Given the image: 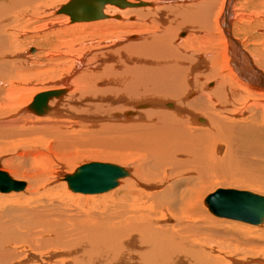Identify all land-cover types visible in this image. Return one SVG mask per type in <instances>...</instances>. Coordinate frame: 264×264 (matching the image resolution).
Wrapping results in <instances>:
<instances>
[{"label":"bare ground","instance_id":"bare-ground-1","mask_svg":"<svg viewBox=\"0 0 264 264\" xmlns=\"http://www.w3.org/2000/svg\"><path fill=\"white\" fill-rule=\"evenodd\" d=\"M71 1L0 0V121L9 114L17 113L14 118L34 114L40 120L57 116L80 127L72 135L48 129L50 145L38 144L35 153L43 159L27 171L0 166L10 184L23 183L17 182L20 178L27 181L20 190H0L4 195L23 193L13 202L0 195V264H264V259H252L264 256V219L250 224L219 217L210 208L213 197L238 190L218 189L206 197L209 211L221 220L209 216L203 204L212 179L239 192L264 193V185H255L264 182V47L245 51L228 34V20L221 28L219 20L230 0H221L215 20L211 18L215 1L205 0L192 10L191 6L178 9L179 28L194 23L197 29L188 31L185 38L179 32L177 47L172 46L177 31L163 27L167 10H162L164 16L159 9L167 1L185 5L190 0H139L155 7L127 9L107 4L102 18L74 22L62 12ZM130 15L136 20L130 22ZM236 16L245 30L249 19ZM28 25L34 45L42 46L40 60L45 66L54 65L59 50L65 64L71 63L69 75L46 90L31 86L35 72L26 69L36 66L30 61L35 56L20 60L16 53V41L24 37L17 31ZM250 25L249 30H264V19H258L253 28ZM114 31L143 35L106 40L105 35H120ZM121 42H131L122 48L128 56L114 50ZM34 52L30 49L28 54ZM191 52L199 54L193 59ZM125 61L128 68L121 65ZM201 85L202 93L190 101ZM55 92L61 94L51 96ZM41 94L48 100L38 112L33 104L40 105ZM122 97L138 112H125L124 120L119 117L122 121L145 119L121 127L100 124L118 118L111 105ZM149 97L152 102L145 103ZM140 100L145 101L135 106ZM166 100L179 108L171 113L173 105L168 102L164 107L169 111H153ZM138 110L148 111L146 117ZM199 114L206 116L207 123ZM24 126L0 129V140L11 139L13 144L33 135V129ZM2 149L0 157L5 156ZM86 158L128 162L131 171L107 192L80 193L67 184L75 193L71 194L66 189L71 174L65 176V172H74L78 161ZM4 163L8 166L11 161L6 158ZM251 163L256 170L243 171V179L234 172V166L245 169ZM92 164L104 163L85 164L74 173ZM251 225H261V233L255 235L257 229Z\"/></svg>","mask_w":264,"mask_h":264},{"label":"rangeland","instance_id":"rangeland-1","mask_svg":"<svg viewBox=\"0 0 264 264\" xmlns=\"http://www.w3.org/2000/svg\"><path fill=\"white\" fill-rule=\"evenodd\" d=\"M131 1H138L139 2V0H131ZM203 1L205 2V0H190V1H188L185 5L183 4H179V5H177V2L178 1H171V2H168L167 1V3H165V4H162L161 6H162V9H161V7H160V9L159 10H161V12L164 14V16H165V13H166V18H164V20H165V23L163 24V27L164 28H166V27H168V26H172L171 28H175L176 29V31H177V38H176V36L173 38V40H175V41H172V46L174 45V47L176 46H178L179 45V43L176 45V44H174L176 41H177V39H179V35H181V33L179 34V32H182V33H184V37L183 38H185V36H187L186 34H187V32L188 31H190V33L194 30V29H197V27L195 28V26H194V23L192 24L193 26H180V28H179V26H178V18H176L175 17V12H178L179 10L178 9H180V10H183V9H188V7H190L189 9H191L192 10V7H194V8H197L196 7V5L197 4H199V6L201 5V4H203ZM208 1V0H207ZM211 1H215L216 3H215V5H214V7L212 8V19L213 20H215L214 18H216V16H217V14H218V11H219V9H220V4H221V0H218L219 2L217 3V0H211ZM264 1V0H263ZM145 2V1H144ZM230 2L231 3H229V5H230V7H228V10H227V7H226V10L224 9V15H222L221 17L223 18H221L220 17V20H219V23L221 24H219L220 26H221V28H222V24H223V26H224V21L223 20H225L226 19V22H227V20H228V29L226 28V30H227V32H228V34L230 35V37L232 38H235L236 39V41H238L237 43L238 44H240V47H243L244 49H245V51H254V49H257V48H260L261 49V47L263 48L264 47V30H259L258 28H256V29H250L249 30V25L251 26V28H253V26L255 25V22H258V19H259V22H260V20L262 21L263 19H264V4H263V2H262V0H230ZM256 2H259V3H256ZM59 3V2H58ZM62 3H65V1H62ZM130 3H132V2H130ZM190 4V5H189ZM253 4V5H252ZM57 5V4H56ZM175 5V6H174ZM155 7V4H150V5H147V6H145V7ZM181 6V7H180ZM184 8H183V7ZM188 6V7H187ZM217 6V7H216ZM111 7H113V8H117V7H114V6H111ZM145 7H143V8H145ZM164 8V9H163ZM170 10V15H169V12H168V9ZM193 8V9H194ZM214 8H216L215 10H214ZM262 8V9H261ZM119 9V8H118ZM127 9V8H126ZM120 10H125V9H120ZM166 11L165 13L163 12V11ZM217 10V11H216ZM138 11H140V10H138ZM138 11H136V12H138ZM257 11V12H256ZM54 12H57V11H55L54 10ZM237 13V14H236ZM173 14V15H172ZM238 14H243V15H245L246 16V18H248L249 19V23L247 24V28L244 30H242V28L243 27H241L240 28V26H239V24H237V22H236V20H235V17H237L236 15H238ZM55 15L57 16V14L55 13ZM61 16V15H60ZM105 16H107V15H105ZM163 16V17H164ZM172 16V17H171ZM257 16H258V18H257ZM118 17V19H120L121 17L120 16H117ZM226 17V18H225ZM233 17V18H232ZM106 18H108V16L106 17ZM169 18V20H167ZM256 18V20H255V22L253 21V19H255ZM114 19V18H113ZM128 19H129V21H130V19H133V21H135L136 20V17L134 16V15H130L129 17H128ZM177 20V21H175V20ZM104 20V19H103ZM252 20V21H251ZM116 21H118V20H116ZM172 21V22H171ZM234 21V22H233ZM246 21H248V20H246ZM131 22V21H130ZM168 22V23H167ZM171 22V23H170ZM177 23V24H176ZM212 23V22H211ZM169 24H171V25H169ZM235 24H236V27H235ZM176 26V27H175ZM194 27V28H193ZM121 29V28H120ZM223 29V28H222ZM248 29V30H247ZM260 32H259V31ZM31 27H30V25H28V26H24V27H22V28H20L18 31H17V33H19L20 35H22V36H24V37H21L20 39H18L17 41H16V44H15V46H16V48L15 49H17V55H19L18 56V59H20V60H25V58L24 57H26V56H30V57H32V56H35L34 58H32L30 61L32 62V63H35L36 64V66H32V67H29L28 69H26V70H29V71H31L32 72V74H33V72H35L33 75L35 76L34 78H32V79H34V80H32L31 82H33L32 84H31V86H32V88H39L40 90H41V88H42V90L44 89V90H46V86H49L50 84H52V83H55V82H60L61 81V79L63 78V77H65V76H67V75H69L68 74V69H70L71 70V63H69L68 65H66L65 64V60H64V58H63V56L62 55H60L59 54V52L61 51V50H59L58 52H57V59H56V62H54V65H50V66H45L46 64L44 63L43 64V62L40 60L41 58H40V56L42 55V52L43 51H41V45H39V46H36V45H34V43H33V39H32V36L34 35V34H31ZM124 31H128V29H125ZM123 31V32H124ZM242 31V32H241ZM115 32V31H114ZM123 32H121V33H119L118 31H116L115 33H119L120 35H117V36H111V38H110V36L109 35H105L104 37L106 38V40H113L114 39V37H115V39H119V38H116V37H121L120 39H122V38H125V37H127V35H134V36H136L135 35V33H132V34H129V32L128 33H126V34H124V35H121V34H123ZM200 32V31H199ZM232 32L233 33H235V36H234V34H232ZM189 33V34H190ZM201 33V32H200ZM202 34V33H201ZM245 36H243V35ZM143 34H138V36H142ZM159 35V34H158ZM232 35V36H231ZM239 37V39H238V37ZM246 35H248V36H246ZM138 36H136V37H138ZM150 36V35H149ZM161 36V35H160ZM244 37V38H242V37ZM129 37V36H128ZM148 37V36H147ZM139 38V37H138ZM181 39V40H184V39ZM144 39V38H143ZM124 40H128V38H125ZM124 40H122V41H124ZM216 41H218L217 40V37H216V39H215ZM240 40V41H239ZM246 42H245V41ZM121 41V40H120ZM133 41H135V40H133ZM141 41H142V39H141ZM140 41H135V42H132V43H139ZM215 42V41H214ZM245 42V43H244ZM260 42V43H259ZM217 43H219V42H216V44L214 43V45H220V44H217ZM259 43V44H258ZM129 44H131V42H121V44H120V46H115V48H114V50H117L118 49V52H119V54H124L125 56H128L127 55V52L128 51H123L122 50V48L124 47V46H126V45H129ZM248 44V45H247ZM258 45V46H257ZM44 46V45H43ZM203 46H205V44L203 45ZM239 46V45H238ZM209 47H211V46H209ZM217 47L218 46H216V49H217ZM221 47V46H220ZM203 48V47H202ZM212 49H215L214 48V46H213V44H212V47H211ZM238 48V47H237ZM30 49H34L35 50V52L33 53V54H28V52H29V50ZM205 49H206V46H205ZM247 49V50H246ZM264 49V48H263ZM86 50V49H85ZM52 51H55L54 49L52 50ZM87 51H88V49H87ZM203 51H204V48H203ZM38 52V53H37ZM85 52V51H84ZM115 52V51H114ZM20 53V54H19ZM196 54H199V52H195ZM194 52H191V57H193V59H195L196 58V54H195ZM25 54V55H24ZM116 54V53H115ZM118 54V53H117ZM251 54V53H250ZM193 55V56H192ZM206 55V54H205ZM24 56V57H23ZM37 56V57H36ZM206 56H208V55H206ZM195 57V58H194ZM37 58H39V59H37ZM38 65H40L41 66V68H39L38 69ZM43 65V66H42ZM122 67L123 68H128V62L127 61H125V62H123L122 64ZM52 66V67H51ZM67 66V67H66ZM25 67H23V69H24ZM67 69V70H64V69ZM46 69L49 71V72H47L46 71ZM54 71H53V70ZM38 72H37V71ZM69 70V71H70ZM24 71V70H23ZM201 71V70H200ZM25 72V71H24ZM37 72V73H36ZM44 72H47L46 74L44 73ZM26 73V72H25ZM41 74V75H40ZM51 75V76H50ZM38 78V79H37ZM48 79V80H47ZM39 82V83H38ZM213 82H209V83H207V85L209 86V85H211ZM17 85H19V84H17ZM214 86H216V84H214ZM201 87H202V85L198 88V89H200V91H198V94L197 95H195L194 96V98L192 97V98H189L190 99V101H193L195 98H196V96H198V95H200V93H202V89H201ZM72 88H74V87H72ZM196 90V89H195ZM197 91H195L194 93H196ZM117 96H119L118 94H115L114 95V97H117ZM77 98H79V95H77ZM150 98V97H149ZM124 99V100H123ZM146 101L148 100V99H145ZM145 100H140L139 102L138 101H136V103L134 102V105L136 104V105H138V104H140V103H143ZM127 101V102H126ZM128 99L126 100L125 99V97H122V98H119V100L117 101V102H115L114 104H112L111 105V107L113 108V111H115V112H117V116H118V118L116 119H110V120H102V121H99V123L100 124H112L113 126L112 127H115L114 125H116V127H121L122 125H128V124H135L137 121L139 122L143 117H141L140 118V120H131V121H122L121 119H125V117H124V113L125 112H127V111H133V112H136V114L138 113L137 112V110H136V108L134 109L133 107V109L130 107L131 106V102H130V104L128 105ZM145 101V103H148L149 101H151L152 102V100H151V98H150V100H148L147 102ZM169 102V103H168ZM166 103H168V104H172L173 105V108L172 109H169L170 110V112L171 113H173L174 112V108L176 107V108H179L178 107V105H177V103L175 102H173L172 100H166V101H163L162 103H161V106L159 107V108H155L153 111H159V112H164V111H169L168 109H167V107L165 108L164 107V104H166ZM163 104V105H162ZM117 105V106H116ZM135 105V106H136ZM134 106V107H135ZM162 106H163V110L161 109L162 108ZM121 107V108H120ZM80 108V107H79ZM129 108V109H128ZM153 109V108H152ZM161 109V110H160ZM126 110V111H125ZM150 110H151V106H150ZM149 110V111H150ZM65 111V110H64ZM113 111H111V114H112V112ZM122 111H123V113H122ZM138 111H143V110H138ZM146 112H148V111H143L142 113L141 112H139V113H141V114H143V116L144 117H146V115L144 114V113H146ZM63 113V112H62ZM118 113L120 114V113H122L120 116L118 115ZM17 113H15V114H13V115H16ZM33 114V113H32ZM12 114H11V116H10V114L6 117V119L4 120V121H0V129L1 130H5V131H8L10 128L12 129V128H16V127H23L24 125V127H25V129H29V130H31V129H33V135H30V136H25L24 138H18L17 139V141L16 142H14L13 144H11V139H9V141H5V140H0L1 141V144H0V146H2V147H0V149H2V150H4L5 151V156L4 157H0V166H1V168L2 169H4V168H6L7 170L8 169H10V168H15L16 170H20L21 172H23V171H27L28 169H30L31 167H33V166H35L36 165V163L39 161V160H41V159H43V157L42 156H39V155H37L36 153H35V149L36 148H39V146H38V144L42 141L43 142V144H44V146H47V145H50V138H49V136H48V132L50 131V130H57V132H60V133H66V134H68V132H71V135H72V133L73 132H76V131H78V130H80V127H78V126H75L74 127V125L72 124V123H70V121L68 122V120L67 119H64L63 118V120H61V118H60V120H59V118L57 117V116H49L50 118H43V119H41L40 120V118L39 117H35V116H33V115H31V114H26V115H22V116H18V117H16V118H14L15 116H13ZM123 115V116H122ZM200 115V118H201V120L203 119V120H206L205 121V123H207V119L205 118L206 116L205 115H203V114H199ZM136 116H138V115H136ZM204 116V117H203ZM52 117V118H51ZM121 119H120V118ZM11 118V119H10ZM215 118V116H213V119ZM145 118H143L142 120H144ZM2 120V119H1ZM66 120V121H65ZM62 121V122H61ZM65 121V122H64ZM134 121H135V123H134ZM68 122V123H67ZM197 125H205V124H202V123H200V122H197ZM31 127H34V128H31ZM125 127H128V126H125ZM132 127H134V126H132ZM36 128H40L39 130H37ZM58 128H62V130H58ZM106 128L107 127H105V129H102V130H106ZM7 129V130H6ZM10 129V130H11ZM45 129V130H44ZM48 129H50V130H48ZM126 129V128H125ZM128 129V128H127ZM95 130V129H94ZM30 134H31V132H30ZM109 136V135H108ZM40 138H42L43 140H41ZM4 141V142H3ZM22 141V142H21ZM5 142H7V143H5ZM17 142H18V144H17ZM10 143V144H9ZM8 144V145H7ZM16 145V147H15V145ZM22 144V145H21ZM17 145H19V146H17ZM5 147V148H4ZM7 147V148H6ZM22 149V150H21ZM24 149V150H23ZM40 150V149H39ZM41 152V151H40ZM8 153V154H7ZM66 153H70V151H67ZM23 154V155H22ZM46 155V154H45ZM58 155H61L60 153H58ZM46 156H48V155H46ZM62 156V155H61ZM49 157V156H48ZM6 158L7 159H9L10 161H11V163L10 164H8V166H6L5 165V163H4V159L6 160ZM50 158V157H49ZM3 159V160H2ZM49 161H50V159H49ZM94 161V160H93ZM91 161V160H89V159H83V160H79L78 161V163H79V165H78V167L76 168V169H78L79 167H81L82 165H85V164H90V163H104V164H111V163H113L114 161H106V160H104V161H102V160H100V161ZM20 163V164H19ZM116 162H114L113 164H115ZM248 163H250V162H248ZM116 164H118V166H121V167H123V168H125L126 170H129V171H131V166H130V164L127 162V163H125V164H122V163H116ZM115 164V165H116ZM3 166H4V168H3ZM252 167V168H251ZM256 166H254L252 163H251V166L249 165V167L248 168H245L244 169V167H241V166H238V165H236V166H234V172L236 173V175H238V172H239V177H242L241 179H243V175H241V173H243V171L244 172H246L245 170H256V168H255ZM255 168V169H254ZM5 169V170H6ZM75 169V170H76ZM11 170V169H10ZM75 170H74V172H75ZM74 172H72V173H69V172H65V176L66 175H72ZM254 174H256L255 172H254ZM253 174V175H254ZM257 175H259V173L257 174ZM261 176V175H260ZM64 178H62V182L63 183H66L64 180H63ZM256 180H257V178H256ZM21 181H23V183H25V185L27 186V181L24 179V178H20L19 180H17V182H21ZM244 182H248V181H244ZM260 184H259V183ZM258 182H256L255 183V185H258V186H260V187H263V185H264V182L263 181H261V180H259ZM262 183V184H261ZM119 186V185H118ZM118 186L116 187V188H118ZM66 189H67V191L69 192V193H71V194H75V193H73V192H70V190H69V188H68V186H67V183H66ZM221 190V189H223V190H238V191H242V190H239V189H235V188H233V187H225V186H223L222 184H221V181L220 180H215V179H212L211 180V183L208 185V187L206 188V190H207V192L205 193V196H204V202H203V204H204V206L206 205L205 204V200H206V197L208 196V195H210V194H213L215 191H217V190ZM115 190V189H114ZM243 191H247V192H250V193H253L254 194V192L252 191H249V190H243ZM263 191H264V188H263ZM12 194H9V195H4L3 193H0V195H2V196H4L6 199H9L11 202H13V201H15V200H20V198H21V196L23 195V193H18V194H16V192H11ZM259 195H262V196H264V193L263 194H259ZM23 198V197H22ZM205 210H206V212H208L209 213V216L211 215L212 217H213V219H217V220H221L220 218L218 219V217H216V216H214V215H212V213L209 211V209H208V207H207V205L205 206ZM207 213V214H208ZM222 220H225V219H222ZM225 221H227V220H225ZM228 221H231V220H228ZM233 224H238V225H242V224H244V223H242L241 224V222H234ZM263 224H264V221H263ZM262 225V224H261ZM261 225H259V226H253V225H251V227H253V228H255V229H257V231L254 233L255 235H257L259 232L258 231H261V228H259ZM252 228V229H253ZM259 229V230H258ZM261 233V232H260ZM259 233V234H260ZM241 256V255H240ZM252 259H254V261H258L259 259L260 260H262V259H264V256L263 255H261V254H259L258 256H257V258L256 257H254V258H252Z\"/></svg>","mask_w":264,"mask_h":264},{"label":"water","instance_id":"water-1","mask_svg":"<svg viewBox=\"0 0 264 264\" xmlns=\"http://www.w3.org/2000/svg\"><path fill=\"white\" fill-rule=\"evenodd\" d=\"M112 4L121 8L147 6L148 3H129L126 0H72L62 12L68 14L71 21H90L103 17L102 9L105 5ZM224 27L227 25L226 19ZM61 92L52 93L51 96L60 95ZM41 103L33 104L34 109L40 112L46 107L47 95L39 96ZM49 98V97H48ZM47 99V100H46ZM85 170V174L83 171ZM87 171V172H86ZM124 168L110 164H92L82 167L73 175L67 176V184L75 192L96 194L107 192L114 188L120 178L128 176ZM0 173V190L3 192L17 191L24 186L23 183L10 184ZM221 196L213 197L210 208L215 215L233 220H241L250 224H259L264 219V196L239 192L227 191Z\"/></svg>","mask_w":264,"mask_h":264}]
</instances>
